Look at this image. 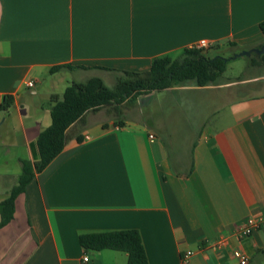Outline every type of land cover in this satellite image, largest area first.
Instances as JSON below:
<instances>
[{"label":"crops","instance_id":"crops-1","mask_svg":"<svg viewBox=\"0 0 264 264\" xmlns=\"http://www.w3.org/2000/svg\"><path fill=\"white\" fill-rule=\"evenodd\" d=\"M263 21L264 0H0V106L13 98L0 109V136L9 130L16 142L0 176L19 177L20 159L35 160L51 123L42 98L60 96L53 88L64 76L147 70L200 40L213 59L225 48H258ZM249 64L240 77L168 88V129L88 112L78 124L83 140H71L17 197L0 228V264H128L126 252L79 241L121 229L140 232L148 264H240L235 248L263 264L264 225L237 235L248 218L264 217V62ZM221 238L227 244L213 249Z\"/></svg>","mask_w":264,"mask_h":264},{"label":"trees","instance_id":"trees-1","mask_svg":"<svg viewBox=\"0 0 264 264\" xmlns=\"http://www.w3.org/2000/svg\"><path fill=\"white\" fill-rule=\"evenodd\" d=\"M260 28L264 34V21ZM201 48H185L179 56L165 55L155 58L150 67L143 71L122 70L113 86L101 77H91L84 82H72L62 96H51V123L37 136L36 145L39 157L35 160L21 158V174L9 194L0 202V228L7 225L15 214V201L25 191L27 184L36 173L41 172L73 139L83 140L78 130L85 115L104 107H112L114 112L123 115L122 107L136 105L139 97L154 91H162L179 85L193 83L207 86L220 80L227 67L223 57H208ZM253 63L264 62V54L252 57ZM79 67L84 65L79 64ZM72 65H59L51 68L55 72ZM13 103L6 96L0 109L7 111ZM85 249H113L127 253L128 264H148L147 254L141 234L136 229H121L82 233L79 236Z\"/></svg>","mask_w":264,"mask_h":264},{"label":"rangeland","instance_id":"rangeland-1","mask_svg":"<svg viewBox=\"0 0 264 264\" xmlns=\"http://www.w3.org/2000/svg\"><path fill=\"white\" fill-rule=\"evenodd\" d=\"M203 52L205 54L207 53V50H203ZM240 52L241 51L237 53H240ZM237 53H234L233 50H231L230 48H225L223 51H221V54H222L221 57L226 59V58L232 57L234 54H237ZM258 56H259L258 54L252 53V57H258ZM250 59H251V56H247V55H240L237 58L228 59L227 67L223 73V76L225 77H238L239 76L240 77L246 70H249L248 68H250L249 67ZM96 73L98 72H85L86 74L85 77L97 75ZM101 75H103V79L107 85L113 86L114 83L116 82V77L119 74H117L116 76L115 74L102 73ZM95 77H99V76H95ZM72 79H74L72 76H69V75L64 76L58 81V83H56L57 86L56 88H53V91L59 92L61 94L60 96H62V93L64 92L65 88L72 83ZM187 84H192V83H187ZM179 86H182V85H179ZM169 89L172 90L171 88ZM169 89H165L162 91H154L150 94L142 95L137 100L138 102L136 105H130L129 107L125 105L122 107L123 115L122 114L119 115V113L117 114L116 112H114L112 107H104V112L106 116L110 118L113 117L117 119H122L125 116L126 117L131 116L137 119H144L145 121H148L152 127L154 126L162 127L161 125L159 126V124L157 123H153V119L155 120L158 119L159 122H161V124L164 123L163 127L165 129H168V126L165 125V119H171L172 117H174V114L172 112L173 110L169 107V105L172 103L171 101L173 100L172 93ZM174 98L177 99L176 97ZM42 100L45 101L47 105H49V103L51 104V99L49 100L48 97L46 98L44 97L42 98ZM175 101H176L175 104H177V101L179 100L177 99ZM91 112L93 111H90V114ZM176 117H178V115ZM10 123L11 122H8L6 124L9 128L11 126ZM174 127L176 126L171 125L169 126V129L171 130ZM168 133L169 131H167V134ZM12 143L15 144L16 142L12 137V133H10V131L7 130L6 133L5 132L3 133V136H0V172L2 171V173L8 168L10 169L8 164L3 165L1 161H2L3 156H5L7 160L11 159L12 153L10 149H11ZM34 155H35V159L39 157L36 144L34 145ZM20 170H19V173H20ZM17 177H18V174L12 177L0 176V200L4 199L9 194L12 186L17 183ZM263 264H264V261H263Z\"/></svg>","mask_w":264,"mask_h":264},{"label":"built area","instance_id":"built-area-1","mask_svg":"<svg viewBox=\"0 0 264 264\" xmlns=\"http://www.w3.org/2000/svg\"><path fill=\"white\" fill-rule=\"evenodd\" d=\"M193 47L205 49L210 47V43L207 40H200ZM28 86L32 87L33 82H29ZM151 137L153 136L151 135ZM262 225H264V217H258V218L250 217L239 226L237 230V235L243 238L247 235H250L255 229L259 228ZM226 244H227V240L225 238H221L219 240H216L211 246L213 249H217V248H223ZM194 254L195 252L193 250L186 251L182 256L183 262L187 263ZM234 255L237 257L240 264H248V257L241 248H235ZM88 260H89L88 256L83 257L84 262H87Z\"/></svg>","mask_w":264,"mask_h":264},{"label":"water","instance_id":"water-1","mask_svg":"<svg viewBox=\"0 0 264 264\" xmlns=\"http://www.w3.org/2000/svg\"><path fill=\"white\" fill-rule=\"evenodd\" d=\"M252 53H256L258 54L259 56L264 54V44H262L260 47L258 48H253V49H250V50H242L240 53H237V54H234L232 57L230 58H223L224 60H228V59H232V58H237L239 57L240 55H247V56H251Z\"/></svg>","mask_w":264,"mask_h":264}]
</instances>
